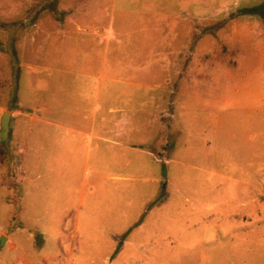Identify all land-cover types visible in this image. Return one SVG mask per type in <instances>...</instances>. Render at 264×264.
<instances>
[{
  "label": "rangeland",
  "instance_id": "374dc122",
  "mask_svg": "<svg viewBox=\"0 0 264 264\" xmlns=\"http://www.w3.org/2000/svg\"><path fill=\"white\" fill-rule=\"evenodd\" d=\"M96 84L136 137L61 155ZM4 111L0 264H264V0H0Z\"/></svg>",
  "mask_w": 264,
  "mask_h": 264
},
{
  "label": "crops",
  "instance_id": "0c3cea01",
  "mask_svg": "<svg viewBox=\"0 0 264 264\" xmlns=\"http://www.w3.org/2000/svg\"><path fill=\"white\" fill-rule=\"evenodd\" d=\"M87 80H91L90 76H86ZM105 79V75L101 73L100 76H98V79ZM99 85L96 84V90L93 91V88L89 90L86 89L87 93L86 96H88V102L84 103L86 105V110H83L82 113L77 114V117L73 116H67L66 120L62 119H55V121H52L51 119L46 120L48 123L56 122V130L60 131V133L63 135L61 137V143L60 146L63 148V153L61 155H65L66 148L69 146V143H66L70 141V138H72V142H77L75 140L76 138V132H83V130H87L90 132V139L85 140V145L87 147L86 153H85V160L88 161V158L90 157V153L93 149V142L92 139L96 136L95 131L100 132V134H103L100 136L99 139L101 140H111L110 138H113V141L115 142V139L119 140V142L122 144V146H127L130 144L131 139L134 140L136 137L137 132V124L134 119H132L131 115L126 113L127 111L130 112L129 108H112V107H105L106 104L101 103L100 93H97ZM100 94V95H99ZM59 105V101L57 102ZM57 107V106H56ZM105 109L110 110L112 114L114 115H107L109 116L106 118L105 116ZM58 111H62L61 109H58ZM115 113H119L118 115H115ZM73 114V113H72ZM113 117V118H112ZM73 132V133H72ZM105 132H111L110 134H107ZM132 145V144H131ZM78 145L72 143V146H70V157L73 155H78L77 150ZM61 155L57 156V162H62L65 158ZM79 213V212H78ZM79 221H80V215H77L71 223V227L74 228V235H76V238L80 235L78 231L79 227ZM61 236V235H60ZM59 236V237H60ZM58 237V238H59ZM57 259V260H56ZM55 263L51 264H78V262L74 259V252L62 253L59 255L57 254ZM32 261H30L28 264H31Z\"/></svg>",
  "mask_w": 264,
  "mask_h": 264
},
{
  "label": "water",
  "instance_id": "95a60500",
  "mask_svg": "<svg viewBox=\"0 0 264 264\" xmlns=\"http://www.w3.org/2000/svg\"><path fill=\"white\" fill-rule=\"evenodd\" d=\"M10 118L11 112L4 111L2 118H1V128H0V141H7L9 138V131H10ZM5 237L1 236L0 243L2 244Z\"/></svg>",
  "mask_w": 264,
  "mask_h": 264
}]
</instances>
